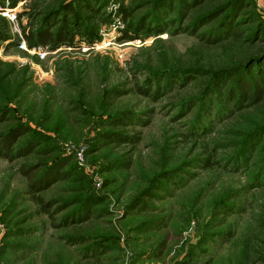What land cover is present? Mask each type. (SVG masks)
Returning <instances> with one entry per match:
<instances>
[{
	"label": "rangeland",
	"instance_id": "rangeland-1",
	"mask_svg": "<svg viewBox=\"0 0 264 264\" xmlns=\"http://www.w3.org/2000/svg\"><path fill=\"white\" fill-rule=\"evenodd\" d=\"M45 1L30 18L24 13L32 12L36 0L14 9L9 0L6 8L0 5V27L8 21L16 39L1 42L0 138L26 127L31 132L14 151L36 138L43 141L28 158L0 159V252L5 243L20 251L19 257L25 254L16 264H264V192L246 193L243 175L217 164L199 167L213 149L214 161L236 151L218 145L243 143L262 127L264 102L215 139L202 141L184 126L185 110L176 116L170 108L199 96L204 81L157 101L137 91L158 75L230 70L247 59L249 44L205 47L194 35L172 33V26L157 37L121 41L126 23L120 8H130L138 20L157 0H109L112 22L94 21L100 40L93 47L82 42L73 49L31 50L23 30L39 27ZM251 1L264 17V0ZM130 113L131 120L118 130L101 125L102 119ZM110 131L131 133L132 139L113 143L105 136ZM57 161L65 163L70 180L38 193L56 205L51 221L34 202L21 168L39 167L43 174ZM180 169L191 176L171 184L167 179ZM160 186L167 192H156ZM90 198L101 201L92 216L82 225L62 227V219ZM17 231L23 236L13 237ZM78 241L84 244L75 245ZM94 246L99 252L89 253Z\"/></svg>",
	"mask_w": 264,
	"mask_h": 264
},
{
	"label": "trees",
	"instance_id": "trees-1",
	"mask_svg": "<svg viewBox=\"0 0 264 264\" xmlns=\"http://www.w3.org/2000/svg\"><path fill=\"white\" fill-rule=\"evenodd\" d=\"M6 1L0 0L3 8H6ZM9 1L11 9L16 8L22 2H28V0ZM42 1L44 0H36L32 12L24 14H28L29 18L35 16L34 9L41 5ZM120 1L123 3L125 0ZM55 2L51 3L46 0L44 4L48 5H42L48 8L40 15L42 20L38 22L37 29L27 33L23 30L25 35L23 40L29 49L42 48L53 52L62 48H77L82 42L93 47L100 40L94 21H102L105 25L112 22L109 19L110 14L107 13L109 0H59L57 4ZM252 5L254 3L251 0H157L151 13L138 20L132 19L130 8L123 6L120 8L119 13L123 15L122 18L126 23V30L123 31L121 41L157 37L169 32V26H172L174 28L172 33L194 35L205 47H227L235 42L241 43V41L249 44L248 48L251 53L247 55V59L240 61L230 70L219 73L190 70L158 75L154 80L149 79L144 86L137 89L142 96L157 101L162 100L165 94H172L178 90L181 92L189 88L191 84L204 81L205 87L199 96L188 99L189 101L180 106L177 105V108L175 106L170 108L177 110L176 116H180V112L185 110L183 119L187 123L183 124L189 128V135L195 140L206 141L212 136L215 139L227 124L241 118L247 111L264 102V43L260 44L264 42V17L257 10L256 5H254L255 8ZM171 12L174 14L171 17L172 21L170 19L165 21L164 18ZM17 18L18 23L21 24V14ZM3 21L4 24L0 27V51L1 42L10 43L11 40H16L14 34L10 32L8 21ZM169 21L173 25H169ZM246 33H249V36L244 41ZM12 112H6L2 116ZM131 115L132 113L109 117V120L102 119L101 125L118 130L131 120ZM29 132H31L29 128L17 127L0 138V159L14 162L16 158H28L32 154H37L38 146L43 143L37 138L28 146L14 151V147L22 138L30 134ZM130 134L123 131H110L105 133V136L113 143L126 144L129 143V138L132 139ZM218 146L224 147L223 149L227 151L232 148L236 151L214 161L217 154L213 149L212 157L204 158L202 166L199 165V167L207 168L212 164H217L223 171H229L234 176L243 175L246 181L244 185L246 193L264 192V125L249 134L243 143ZM65 167V163L57 161L43 174L40 173L39 167L21 168V174L29 182V192L34 202L38 204L44 216H48L51 221L55 217L51 211L56 205L54 202H44L45 199L38 193L69 181L71 175L64 172ZM181 174H185V177H179ZM188 174H190L189 171L185 172L184 169H180L176 172V177H173L175 181H172L173 178L167 180L171 184H181L188 181L187 178L191 176ZM155 190L156 192H167L162 186ZM150 194L148 191L143 198H148ZM98 202L101 203L97 198L85 200L81 204L82 207L62 219L61 226L82 225L88 220L86 218L92 216L93 207ZM137 203L138 201H135L131 205L130 211ZM63 210L57 209L56 213L59 214ZM20 232H15L13 237L23 236V232ZM83 242L78 241L75 245L84 244ZM2 247L0 264H16V258L24 262L25 254L19 257L20 251L5 243ZM99 248L94 246L87 250L89 253H98Z\"/></svg>",
	"mask_w": 264,
	"mask_h": 264
},
{
	"label": "built area",
	"instance_id": "built-area-1",
	"mask_svg": "<svg viewBox=\"0 0 264 264\" xmlns=\"http://www.w3.org/2000/svg\"><path fill=\"white\" fill-rule=\"evenodd\" d=\"M40 51H43V49H40Z\"/></svg>",
	"mask_w": 264,
	"mask_h": 264
}]
</instances>
